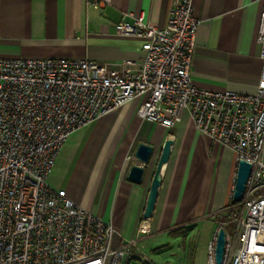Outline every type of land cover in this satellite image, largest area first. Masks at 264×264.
<instances>
[{
    "label": "built area",
    "instance_id": "obj_1",
    "mask_svg": "<svg viewBox=\"0 0 264 264\" xmlns=\"http://www.w3.org/2000/svg\"><path fill=\"white\" fill-rule=\"evenodd\" d=\"M124 17L131 22H118L115 35L141 42L138 62L0 58V264H122L132 257L134 241L114 247L111 223L47 179L74 132L135 100L139 119L165 129L188 113L196 132L235 154L236 167L250 165L237 212L215 221L205 264H216L221 229V264H264V0L256 27L261 69L251 94L192 84L199 25L192 0H178L161 28L144 14ZM148 228L145 220L139 233Z\"/></svg>",
    "mask_w": 264,
    "mask_h": 264
},
{
    "label": "crops",
    "instance_id": "obj_2",
    "mask_svg": "<svg viewBox=\"0 0 264 264\" xmlns=\"http://www.w3.org/2000/svg\"><path fill=\"white\" fill-rule=\"evenodd\" d=\"M178 0H0L1 59H72L121 64L141 59L138 39L118 37L126 13L166 24ZM260 0H192L199 21L191 62L192 84L212 92L251 94L261 69L256 42ZM115 69H117L115 67ZM132 101L74 132L47 184L76 205L111 223L113 246L135 243L122 264H145L162 248L161 236L224 220L236 174L235 154L193 129L188 113L171 129L136 116ZM166 140L170 154L149 228L139 233L156 161ZM153 150L140 183L128 180L138 145ZM264 163V148L262 153ZM209 242V241H208ZM151 261V260H150Z\"/></svg>",
    "mask_w": 264,
    "mask_h": 264
},
{
    "label": "water",
    "instance_id": "obj_3",
    "mask_svg": "<svg viewBox=\"0 0 264 264\" xmlns=\"http://www.w3.org/2000/svg\"><path fill=\"white\" fill-rule=\"evenodd\" d=\"M172 142L166 140L161 148L160 154L156 161L155 170L153 173L152 181L149 188V193L146 200V205L142 218L144 220H149L152 216L153 208L156 202L158 189L160 186V171L164 164L167 163L170 147ZM153 149L145 144H140L137 146L134 159L137 160L141 165H133L130 167L128 172V180L134 183H140L147 165L149 164L150 158L152 156ZM250 165L244 161H239L236 167V174L234 179V185L231 195L232 203L238 204L243 196L245 190V184L250 175ZM224 250V231L221 229L217 234L216 245H215V262L216 264H221V259Z\"/></svg>",
    "mask_w": 264,
    "mask_h": 264
},
{
    "label": "rangeland",
    "instance_id": "obj_4",
    "mask_svg": "<svg viewBox=\"0 0 264 264\" xmlns=\"http://www.w3.org/2000/svg\"><path fill=\"white\" fill-rule=\"evenodd\" d=\"M210 231L208 224H201L194 229L185 227L165 233L160 238V252L150 260L155 264H205Z\"/></svg>",
    "mask_w": 264,
    "mask_h": 264
},
{
    "label": "trees",
    "instance_id": "obj_5",
    "mask_svg": "<svg viewBox=\"0 0 264 264\" xmlns=\"http://www.w3.org/2000/svg\"><path fill=\"white\" fill-rule=\"evenodd\" d=\"M228 206H232V207L227 210L226 214L224 215V220L226 218H229L231 215H233L238 210V204L230 202Z\"/></svg>",
    "mask_w": 264,
    "mask_h": 264
}]
</instances>
